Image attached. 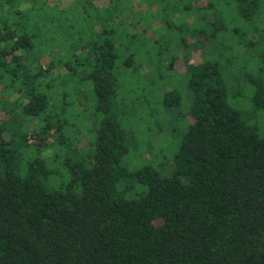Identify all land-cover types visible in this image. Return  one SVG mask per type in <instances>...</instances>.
<instances>
[{"label":"trees","instance_id":"16d2710c","mask_svg":"<svg viewBox=\"0 0 264 264\" xmlns=\"http://www.w3.org/2000/svg\"><path fill=\"white\" fill-rule=\"evenodd\" d=\"M263 3L0 0V264H264V136L249 122L264 68L247 111L223 68L257 42L232 20ZM168 69L191 93L174 167L148 140L157 157L132 171L120 117L181 104Z\"/></svg>","mask_w":264,"mask_h":264},{"label":"rangeland","instance_id":"374dc122","mask_svg":"<svg viewBox=\"0 0 264 264\" xmlns=\"http://www.w3.org/2000/svg\"><path fill=\"white\" fill-rule=\"evenodd\" d=\"M218 4L221 6V2ZM232 7L236 9L235 5ZM228 11L229 9L227 12ZM231 13H229L228 16H230ZM235 14L236 12L233 13V15ZM162 24L163 23L158 22V25H154V29L162 28ZM231 27L239 30V36L246 43L257 41L251 44L247 49L244 47L241 48L240 46V54L233 52L234 61L231 66H229L230 63H225L223 66L224 75L229 85V97L231 102L240 109L247 111L249 110L248 106H251L249 96H251L252 91L251 88L246 86V79L254 74L262 73L261 69L262 67L264 68V3L263 7L259 6L257 10H254V13L250 12L248 16L242 15L233 19ZM162 33H164V30L158 31V34L162 35ZM258 34L261 36L262 41L259 40ZM223 39L224 42L228 44L225 38H221L220 41L223 42ZM193 53L194 61H201L204 59L202 53L198 51H194ZM219 53V51H215V53L209 57L211 60L218 59L220 61L223 59L224 54L219 55ZM229 54L231 55L232 53ZM237 56H239L238 59H236ZM163 68H165V66L162 63L161 68H159L157 72L163 74L165 71ZM166 73H168L167 76L170 77V79H173L172 87L176 86L183 95L181 104L175 107L164 108L161 104V100H153L151 103L141 101L139 102V107L132 110L133 113L136 112V117L133 114L134 117L131 118L130 110H126L129 115L124 113L125 115L120 117L126 130V139L129 146V153L126 156L125 163L132 171L152 163V160L157 157L156 154H153L152 157L151 153L153 150L149 151L147 150L149 147L146 149V146H144V142L148 140L154 143V151L161 153L158 156L159 162H162L160 164V169L164 173H169L174 167V163L171 162V160L173 161V155L180 140L179 133L184 129L188 121L184 113L188 108L189 102L187 100L184 101V99L185 97L188 99L189 95L191 97V93L187 85V79L183 75L171 72L170 69H168ZM139 80H143L142 75L139 76ZM123 82L126 81L123 80ZM169 87V81L160 82L158 83V87L155 84L150 88V94L153 95L154 93H158L161 96L160 99H162L164 91L169 89ZM135 95H137L135 92L130 94L131 98H134ZM154 108L157 109V111H153ZM249 122L251 125H255L259 135L264 136L263 113L254 116ZM149 128H151L152 131L149 130ZM62 154L66 157V152ZM57 163L58 161L55 162V164ZM135 180L136 179L132 177L128 179L131 184H135ZM137 185L138 183L136 182L135 186ZM135 192L136 191H134V193Z\"/></svg>","mask_w":264,"mask_h":264}]
</instances>
